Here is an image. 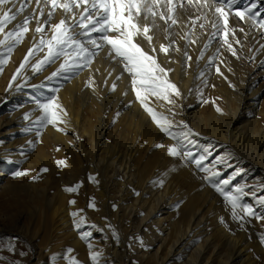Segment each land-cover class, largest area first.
Returning a JSON list of instances; mask_svg holds the SVG:
<instances>
[{"label": "bare ground", "instance_id": "bare-ground-1", "mask_svg": "<svg viewBox=\"0 0 264 264\" xmlns=\"http://www.w3.org/2000/svg\"><path fill=\"white\" fill-rule=\"evenodd\" d=\"M249 1L240 0L239 5L233 7L243 8L248 5L245 2ZM13 3L14 7L12 4L3 7H12L13 12H16L24 5V11L5 28V32L12 30L26 16L34 17L29 24V32L25 34L22 43L17 45L16 61L17 66H20L29 48L39 40V35L35 34L36 18L47 20L50 5L45 6L44 0H40L39 4L37 0H28L27 3L25 0H13ZM41 8L44 10L43 16L40 15ZM202 12L207 14V20L196 19ZM63 16L62 10L57 9L50 23H58ZM179 16L180 23L170 29L173 47L167 55L159 53L158 61L163 67L172 70L169 79L178 87L181 95L170 98L174 100V104L150 98L149 106L172 120L178 126L174 128L175 131H179V126L186 123L196 133L194 137L212 141L222 150V154L231 156L238 169H244L248 177L252 178L251 182L264 180V127L256 126L257 115H264L259 107L260 101L264 100V78L260 77L264 70L248 77L234 95H229L225 84L218 82L217 91L227 100H233V107L223 117L212 111L204 117L199 113V104L193 102L190 93L197 81L214 80L215 74L217 80L222 81L218 76L230 69L225 60L227 55L224 51V37L220 33L213 37L214 29L211 26L205 31V36L201 33L199 25L203 23L206 26L216 18L209 9L197 11L189 7L186 13L179 12ZM192 20H196L195 26L192 25ZM229 22L233 28H236L235 22L248 31V23L239 19ZM158 23L161 29L155 33L154 40L157 51L160 44L169 43L165 39L163 22ZM186 32L191 33L190 39L194 43L182 38ZM44 35L50 36V30L45 31ZM2 38L3 34H0V39ZM141 43L147 49V43L143 40ZM206 43L209 47L204 49ZM177 48L180 51H176ZM202 50L203 58H199ZM46 51L44 49L36 53L26 63L23 69L25 81L35 75L37 79L51 75L53 69L63 62V59L57 60L46 65L40 72H34L32 65L43 59ZM185 52L192 58L190 61L186 59ZM255 63L258 67L259 63ZM217 68L220 69V74L217 73ZM258 74L259 77L256 76ZM118 75L121 76L120 80H116ZM60 77L54 79L60 86L59 91L55 92L54 103L59 104L67 113H59L66 123L58 124L67 136L55 131L51 137L53 141H57L56 145L66 146L75 154L74 160L67 161L60 171L64 185L51 197L42 186L38 190L27 180L21 181L17 186L7 179L2 180V175L5 174H0V196L10 198L6 202L9 208L0 215V231L14 230L21 238H25L28 252L36 264H65V254L69 250L73 256L75 254L76 260L93 263L88 245L81 240L70 215L71 212L78 211L75 208L76 198L64 191L66 187L78 183L81 184L79 194L84 200L83 212L96 227L107 225L112 228L131 216L137 218L139 208L145 213L140 222L157 225L158 235L150 239H146L144 230H138L140 239L154 246L150 247L152 250L149 255L138 253L139 260H147L148 264H152L151 261H155V264H256L252 254L264 258L261 243L254 236L249 240L243 230H237V222L225 208L223 199L219 197L221 201L214 197L213 191L202 184L204 180L180 156L170 157L167 154V147L174 145L172 139L160 131L136 101L128 74L123 72L121 65L108 58L107 49L100 51L93 63L75 76ZM17 82L7 87L0 101L14 103L19 98L16 89L21 84ZM114 82L115 91L112 90ZM54 84L50 83L48 86ZM30 116L36 121L40 117V111L33 109ZM7 122L15 123V120L9 117L7 121H0V136L4 135L3 127ZM79 129L78 140L70 143L69 140L76 138L75 133ZM82 136L88 137V151L83 149ZM158 144L163 147H156ZM3 155L4 153H0V164L4 161ZM173 168L175 170L170 171ZM89 176L94 177L96 182H90ZM117 177L121 179L116 181ZM157 179L164 181L162 187L152 183ZM93 190L94 208H89L88 198ZM73 198L75 203L69 204ZM221 218L224 223L220 222ZM208 227L211 230L207 235ZM134 232L132 228L127 232L128 241ZM197 236L203 237V241L189 249L191 251L186 253V260L182 262L175 259L177 255L185 256L182 253H185V248L194 246L196 241L193 240ZM116 238L110 241L112 244L109 247L106 241L100 242L104 248H108L103 250L104 254L92 247V252L99 253L98 260L102 259L98 263H130L123 237L116 233ZM212 252L216 253V257L223 252L222 259L212 262ZM159 253L162 257L157 262L155 256Z\"/></svg>", "mask_w": 264, "mask_h": 264}, {"label": "snow or ice", "instance_id": "snow-or-ice-1", "mask_svg": "<svg viewBox=\"0 0 264 264\" xmlns=\"http://www.w3.org/2000/svg\"><path fill=\"white\" fill-rule=\"evenodd\" d=\"M28 0H25L27 3ZM40 0H37V4ZM45 6H49L47 20L41 21L36 18L35 34L39 35V40L35 41L32 48H29L28 53L24 57V61L17 68L13 76L15 80L21 70L25 68L29 59L36 53L46 49L43 59L37 60L32 65L34 72H40L46 65L55 63L57 60L63 59L59 68L48 77L52 80L56 77L64 75L75 76L79 71L89 67L100 51L107 49L108 58L116 64L122 66L123 72L128 74L131 82V90L135 95L136 101L151 117L153 123L164 133L165 136L176 141L175 145L167 147V154L170 157L181 156L185 164L195 165L197 171L204 173L202 179L209 183L215 191L223 198L226 205L230 206L231 217L234 221L240 222L243 227V221L246 217L253 216L258 220H264V215L257 216L253 209L243 204L242 198L248 195L245 191V185L232 186V181L235 180L239 173L230 174L224 177L221 166L227 169V164L222 159H216L210 163H205L208 160L209 154L197 153L185 144L189 136H194L196 133L186 123H183L179 131L174 128L178 127L167 116L158 113L149 106L150 98L162 100L169 104H174L171 96L179 97L180 91L178 87L169 79L170 68L163 67L158 61L159 53L167 55L173 47L171 41L170 29L172 26L180 23L179 12H187L188 8H195L197 11L201 9H209L216 17L211 21V27L214 29L212 36L218 33L224 37L223 43L227 50L236 56L237 53L233 49L231 43L226 38L230 30L229 16L235 15L239 21L245 23L250 22L253 27L264 30V0H250L248 5L243 8L234 9V5H239L240 0H44ZM12 4L13 0H0V34H3V39H0V47L6 51L0 53V68L7 63L9 55L14 48L22 43L25 34L29 32V24L33 16H26L21 22L17 23L12 30L5 32V28L16 21L17 16L24 11L22 5L16 12H13L12 7L4 8L3 6ZM57 9L62 10L64 16L58 23H50ZM44 10L40 9V15L43 16ZM207 20V14L201 13V16L196 19ZM71 21V22H70ZM162 21L165 33V39L169 40L167 45L160 44L157 51L154 43L155 33L161 29ZM196 20H192V25L195 26ZM221 24L223 27L221 28ZM200 28L205 25L201 23ZM51 35L45 36L44 32L49 31ZM243 31V28L240 29ZM235 32V29H231ZM191 33L186 32L183 39L194 43L190 39ZM35 39V37H34ZM141 40L147 43V49ZM211 39L209 40V43ZM209 44L204 45L207 49ZM176 51H180L179 48ZM187 60L192 58L184 53ZM204 51H201L200 57L203 58ZM211 63V60H210ZM220 74V69H216ZM121 76H117L116 80H120ZM116 83L112 85V90L115 91ZM59 91V89H55ZM127 95V92L124 93ZM56 97H49L45 100L37 99L35 103L42 115L37 118L35 123L44 127L52 125L57 131H61L58 127L60 123H66L62 120L59 113L66 115V111L57 103H54ZM207 103V101H204ZM218 112L221 109H216ZM171 111V109H169ZM24 119H28L25 115ZM186 130V131H185ZM40 130L37 129L36 135L39 136ZM183 138V139H181ZM191 143V141H188ZM163 147V145H156ZM59 150V149H57ZM58 166L65 165V161L56 162ZM175 169H170L174 171ZM41 172H47V168H42ZM28 173L17 170L14 176H24ZM39 179V176L33 180ZM90 182L95 183V178L89 176ZM154 184L163 186L164 181L157 179L152 181ZM81 184H76L71 187H66L64 191L68 193L77 192ZM139 195V193H136ZM75 201H69V204H74ZM260 203L264 205V197L260 198ZM89 208H94V201L88 204ZM83 210L71 212L73 217L74 227L80 229L85 223L86 217L81 215ZM221 223H224L221 218ZM227 227V225L225 224ZM91 227H95L92 225ZM91 235L90 232L82 233L81 240L87 241ZM113 237L116 238V233L113 231ZM139 240V238H137ZM141 246L143 241L139 240ZM261 243H264V237L261 238ZM90 250V258L93 264H98L99 253L92 252V245L88 244ZM11 251L12 248L9 247ZM71 251V250H69ZM23 255V254H22ZM2 259V258H0ZM53 259H55L53 257ZM69 264H77L75 259L69 260Z\"/></svg>", "mask_w": 264, "mask_h": 264}, {"label": "rangeland", "instance_id": "rangeland-1", "mask_svg": "<svg viewBox=\"0 0 264 264\" xmlns=\"http://www.w3.org/2000/svg\"><path fill=\"white\" fill-rule=\"evenodd\" d=\"M249 2L245 3L249 4ZM236 19L239 18L234 14L229 16L230 21H236ZM211 21L213 20H210V23L207 24L204 28H201V33L203 34V36H205V31L208 29V27L211 26ZM233 23L236 24V28H234L235 32L231 31L233 27L229 22L230 30L226 38L231 43L237 55L233 56L232 53L227 50V47L224 46V51L227 55V58H225V60H227L230 69L226 73H221L218 76L222 79V81L217 80L216 74L215 76H213L214 80L204 79L201 81H197L190 93L193 102L199 104V113L204 117L209 115L211 111L214 114L223 117L226 114H229L230 109L233 107L234 101L231 99L227 100L225 96H222L221 93L217 91L216 84L218 82H222V84H225V90L229 92V95H234L242 86V82L247 80V78L252 74H257L264 70V30L253 27L251 23L248 22V31H245L244 29L243 31H241L240 29L243 28L241 24H237L235 22ZM222 27L223 25L221 26V28ZM16 49L17 46L9 55L7 63L4 64L2 68H0V98L3 96L5 90L7 89V87H9V85H15L17 80V83L21 84V86L16 89L17 93H19L17 94V98H19L17 100H14V103L4 102L6 100L0 101V121H7L9 117H12V119L15 120V123H6L5 127H3L5 133L3 136H0V153H4L3 157H5L4 161L0 164V174H5L2 175L1 179H7L10 183L14 182V184L17 186L21 183V181L27 180V182H31L33 185H35L38 190L42 186V188L47 191V194L52 197L57 192V190L62 185H64V178L61 177L60 173V171L63 169V165L58 166L56 162L60 160L65 161V163L69 160L73 161L75 158V154H73V150L67 149L66 146H58L56 145L57 141H53V138L51 136L55 131L63 133L67 136V133H64L65 131L60 127V125H58V127L62 129L61 131H57L56 127L50 124L41 128L40 125L35 123V120L31 119L32 117L30 115L33 109H35L36 111L38 109L37 104L35 103L37 99L45 100L49 97H55V89H59L60 86L58 85V82L54 81L55 78L49 80L48 77L51 75L48 74L38 79L36 78L37 75H35L30 80L25 81V73L23 72V69L21 70L18 77L12 83H10L13 80V76L16 73L17 68H19V66H17L18 61H16L18 57ZM5 51L6 50L3 47H0V53ZM255 62L259 63L258 67L256 66ZM58 68L59 64L55 69H53L51 73L55 72ZM256 76L259 77V74ZM260 77L264 78V73L261 74ZM58 78L61 77L59 76ZM21 80L24 81L22 82ZM50 83L55 84L53 86H48V84ZM222 92L224 94V91ZM170 98H172V96ZM204 101H207V103H205ZM259 107L264 112V100L262 102L260 101ZM217 108L221 109V111L218 112L216 110ZM25 115H28L27 120L24 119ZM41 115L42 112L40 111V116ZM257 117L258 121L256 126L264 127V115L258 114ZM17 120L22 121V123L18 122ZM37 129H39L41 133L39 136L36 135ZM78 132H80V129L75 133L76 138H74L73 140H69L70 143H75L78 140ZM81 141L83 144V149L85 151H88V137L82 136ZM188 141H191V143H188ZM172 142L175 145L176 141L172 140ZM211 142L212 141H210L209 139H197L194 136H189L188 140L185 141V144H187L190 148L195 145L193 150L197 153L202 154L207 152L209 156L208 160L205 161L206 164L216 159H222L227 164L226 170L223 166L219 168V170L223 172L224 177H227L230 174L239 173L236 176L235 180L232 181V186H246L245 191L248 192V195L244 196L241 202L243 204L249 205L257 216L264 215V205L260 203V198L264 197V180H252L251 182L252 178L248 177L249 175L244 171V169H238L236 162L231 159V156H226L225 153L222 154V150L220 151V148L217 147L213 142ZM181 160L183 161L182 158ZM186 165L189 166L198 177L200 176L199 178L203 181L202 177L204 176V173L197 171L195 165ZM42 168H47L48 171L41 172L40 170ZM17 170L25 171L28 174L16 177L14 176V172H16ZM37 176H39V179L33 180V178ZM116 179V181H119L121 177H117ZM206 183L207 182L205 181L202 182L203 185H207L206 187L213 191L214 197L222 201L223 198L209 183ZM105 186L107 187V179L105 180ZM153 188L157 190L156 187ZM79 192L80 190L78 189L77 192L71 193L73 197L76 198L75 208L78 211L83 210L82 206L84 205V200H82ZM219 197H221L222 199H219ZM74 198L72 200H74ZM8 200H10L8 196H0V215H2L4 211L9 208L6 203ZM93 200L94 190L90 193L88 203L93 202ZM223 201L222 203H224L225 208L231 214L230 206L226 205L225 201ZM137 211V218L131 216L127 221L115 224V227L112 228L107 225H103V227H91L94 224L82 211L81 215L85 216L86 220L81 228L77 229V231L79 232L80 236L82 233L90 232L91 235L87 238V241L83 240L84 243L87 245L91 244L94 250L98 249L97 251H101L102 254H104V252L108 248H104V246L100 244V242L106 241L105 243H107V247H109L112 244L110 243V241L112 239H115L113 237V231H115V233H117L124 239V243L126 244V254L130 259V263L148 264L149 262H147V260L141 261L139 260L138 256L142 254L149 255L151 253L150 251L152 250L151 248H154V246L150 245V243L145 240L143 241V243L146 242L144 243L146 245L144 246L143 244V246H141V243L139 242V240L141 239L138 230H144L146 239H150L158 235V227L157 225L151 224L150 222H145L146 224L140 222V219L143 217V215H145V213L140 208ZM238 226L241 227V224H239V222H237V230H243V234L247 236L249 240H251L254 236L253 238H256L255 240H258L259 244L261 243V238L264 237V220H258L253 216H249L244 219L242 228H239ZM131 228L134 229L135 232L132 235L131 240L128 241L126 239V236L127 232ZM210 230L211 228L208 227L206 230L207 235L208 232L210 233ZM101 231H103V233ZM19 235L20 234H18L14 230L0 231V258H2L0 259V264H36L35 261H33V256L28 252L26 239L23 237L21 238ZM199 237L200 236H197L193 240V242L196 241L194 243V246L192 245L193 247L191 246L185 248V253H182L185 254V256L183 255L184 257L182 255H177L175 256V259L184 262L186 260V253L191 251L189 249L194 248L202 243L203 237ZM137 238H139V240ZM260 245L264 250V243H261ZM9 247L12 248L11 251L9 250ZM104 249L105 251H103ZM138 253H140V255ZM222 254L223 252H221L219 256L216 257V253L212 252V262L221 260ZM252 255L257 261L256 264H264V258L260 257V255L258 254ZM72 257L76 260L75 254L73 256L72 252L67 251L65 254L64 263L69 264V258L73 259ZM161 257L162 254L159 253L155 256V260L159 262ZM79 260L80 259H77L76 261L78 263L81 261V264H87L86 262H84V260ZM99 260L102 261V259ZM151 262L152 264H155V261Z\"/></svg>", "mask_w": 264, "mask_h": 264}]
</instances>
